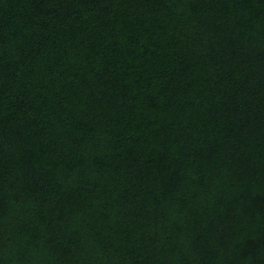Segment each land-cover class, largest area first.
<instances>
[{
  "label": "trees",
  "instance_id": "trees-1",
  "mask_svg": "<svg viewBox=\"0 0 264 264\" xmlns=\"http://www.w3.org/2000/svg\"><path fill=\"white\" fill-rule=\"evenodd\" d=\"M0 264H264V0H0Z\"/></svg>",
  "mask_w": 264,
  "mask_h": 264
}]
</instances>
